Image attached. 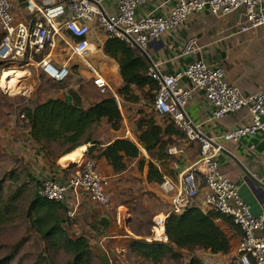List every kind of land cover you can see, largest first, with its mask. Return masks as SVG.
Instances as JSON below:
<instances>
[{"label": "built area", "instance_id": "2783aa9c", "mask_svg": "<svg viewBox=\"0 0 264 264\" xmlns=\"http://www.w3.org/2000/svg\"><path fill=\"white\" fill-rule=\"evenodd\" d=\"M155 0H118L117 9L109 12L104 0H66L58 4L38 7L41 21H18L12 0H0V61L12 65L35 66L41 74L62 82L71 72V57L82 56L91 51L88 35L91 25L96 24L105 31L108 38H118L132 48L146 52L150 41L158 39L166 32L176 29L193 13L208 11L217 18L237 14L239 32H249L264 25V0H178L168 14L149 12L137 16V8ZM65 17L58 25L57 20ZM75 39L71 45L68 61L57 65L52 61V51L56 48L55 39L62 31ZM197 38H189L182 50L183 55L199 51ZM39 56H42L39 58ZM93 85L101 94L110 90L106 78L91 67ZM149 74L157 83L154 96V109L159 115H168L185 134L187 143L198 145V160L182 171L176 179L165 176L161 187L171 195V208L156 215L153 224V239L167 241L166 220L171 213L181 214L196 202L204 183V204L232 218L242 232L238 252L240 264H264V213L256 216L240 193L239 184L223 174L217 157L228 150L223 141L238 142L247 135L264 133V89L254 94H244L239 87L230 83L226 70L202 58L191 62L186 69L168 74L161 70L160 64L153 62ZM188 81L190 87H185ZM195 90L202 91L212 106L209 120H220L227 114L240 112L248 107L252 114L251 122L236 127L221 135H211L202 123L193 119L187 112V104ZM116 97V96H115ZM118 99L119 106L121 105ZM22 124L29 123L23 114ZM25 128V127H22ZM172 146L169 154L182 152ZM110 178L97 169V161L83 156L78 166L71 170L65 183L52 177L45 178L39 194L49 200L67 204L71 192L83 189L92 199L110 205ZM75 209L67 210V217L73 218ZM158 230L161 238L156 239Z\"/></svg>", "mask_w": 264, "mask_h": 264}, {"label": "crops", "instance_id": "0c3cea01", "mask_svg": "<svg viewBox=\"0 0 264 264\" xmlns=\"http://www.w3.org/2000/svg\"><path fill=\"white\" fill-rule=\"evenodd\" d=\"M12 1L14 5L13 10L18 21H41L43 17L38 12V7L45 6L46 4L62 3L66 0ZM177 2L178 0H155L142 4L137 8V16L142 17L149 12L166 15ZM103 3L107 11L114 12L117 9L118 0H104ZM238 22L239 18L235 13L224 18H217L208 11L193 13L176 29L166 32L158 39L151 40L146 52L140 51L149 60L150 65L156 62L160 64L161 70L168 74L184 70L191 62L202 58L211 64L224 67L228 81L239 87L244 94H254L264 89V25L249 32H239ZM192 37L197 38V44L201 49L195 53L183 55V46ZM56 38L58 39V46L62 47L61 50L65 54L69 53L67 60L55 63L52 51V61L57 65H61L70 59L71 45L75 42V39L64 30ZM107 38V34L103 29L96 24L91 25L88 35L91 51L82 56H73L70 61L76 59L81 64H84L87 70L91 72V76L93 75L91 67H93L108 81L110 85L109 92H112L116 98H119L117 90L124 85V82L121 78L119 63L104 51ZM184 85L185 87L191 86L188 81H185ZM69 95L68 92L63 97L72 102L73 98L71 95L69 98ZM80 96L82 97L84 107L92 104V99H88L82 94ZM130 106L139 107V103H126L125 112H128ZM211 111L212 106L207 101L204 93L195 90L192 100L187 104V112L193 119L202 123L204 129L211 135H221L236 127L247 125L251 122L252 118L248 107L243 108L238 113L227 114L220 120L210 121ZM158 118H161V116L158 115ZM124 120L125 129L123 126V129L121 128L118 131L110 129V135L115 133L114 136L109 139L108 136L107 138L98 137V139L105 145L117 137H125L136 141L133 132L135 128L134 122L128 120L126 114ZM0 123L2 127L0 131L4 130L1 135L8 134V136L11 135L14 139L13 150H20L17 152L18 154L21 151H28L26 152L28 163L32 165L33 175L39 181L52 177L61 183H65L69 173L79 165L82 157L89 156L88 147L90 144L85 145L86 150L80 153L77 164L73 160H66L68 154L58 157L54 161L50 160L32 139L29 123L26 125L22 124L19 117L15 115H10L7 118L0 117ZM21 127H25L24 131ZM223 143L228 150L223 151L217 157L221 172L239 184V193L242 199L250 205L253 214L256 216L263 214L264 133L258 132L256 135L244 136L238 142L223 141ZM137 144L140 147L141 156L149 160L148 152L139 142ZM174 146L181 148L183 151L175 155L170 154L172 163L168 166L165 176L176 179L182 171L189 168L198 160V145L184 142ZM138 160V158L131 160L125 171L115 173L113 167L105 158L96 159L100 173L110 178L109 206L93 200L91 195L83 189L71 192L66 204L67 210L71 208L76 210V215L65 225L69 234L72 236L80 234L95 236L98 243L97 246H92L96 257H99L100 254L101 264H112L111 258L115 259L114 262L116 264H119V261L121 264H150L149 262L142 263L143 261L140 260L138 262H131L128 256L129 249L127 243L129 240L136 237L145 238L150 241L153 239L151 237L153 235H150L151 233L136 235L134 232L132 228L133 219L136 217L134 207L139 205V208L145 209L148 219L171 208V195L163 191L161 184L158 185L148 181V165H145L144 169L140 170L137 164ZM140 172L145 178L146 193H143L141 198L135 201L126 195L127 190L132 185V182L128 178L130 175L140 174ZM124 176L125 202H120L118 199L119 194L117 193L120 189H124L121 186V179ZM133 182L136 181L133 180ZM200 188L201 193L195 204L201 206L203 209H209L204 204V183H201ZM162 201L164 202L163 205H161ZM122 208H125V212L121 210ZM67 210H65L64 217L67 216ZM105 217L109 219L110 224L104 229V234L98 235L93 234V232L91 234L90 224ZM229 221L230 223L223 220L220 222L224 231L231 237L232 248L229 252L211 253L210 251L198 248L193 252L183 250V257H167L158 264H190L193 258L196 259L194 263L200 261L202 264H240L238 246L241 239V231L234 225L231 218H229ZM132 259L136 260L137 258Z\"/></svg>", "mask_w": 264, "mask_h": 264}, {"label": "trees", "instance_id": "16d2710c", "mask_svg": "<svg viewBox=\"0 0 264 264\" xmlns=\"http://www.w3.org/2000/svg\"><path fill=\"white\" fill-rule=\"evenodd\" d=\"M2 37L3 32L0 30V41ZM104 51L116 59L120 66L124 85L117 93L122 107L112 92L101 94L97 89L101 95L99 98L79 91L86 98L93 100L88 107L76 106L62 95H56L23 109V114L31 127L30 135L48 159L53 161L88 144H90L88 155L95 159L105 158L115 173L125 171L128 163L138 158L140 170L148 165V181L159 185L164 181L168 166L172 163L168 149L186 142V136L168 115H160L161 118H158L159 113L154 109L157 83L149 74L150 62L141 51L118 38H107ZM1 65L4 68L19 66L0 61V67ZM145 100L149 101L151 112L140 110L139 118L135 117L132 122L135 124L133 130L135 139L148 152L149 160L141 156L140 147L134 140L117 137L105 145L96 137L98 128L102 125L115 131L122 128L124 119L122 108L126 103L140 104ZM53 144L60 147L57 158L50 148ZM10 178L17 182L20 175L12 172ZM35 181L38 188L26 212L33 229L56 250L63 249L71 254L72 258L64 264H93L96 253L89 236L69 234L65 225L71 218L64 217L66 204L42 197L39 194L42 182ZM26 190V183L19 184L7 199L0 202V226L15 218L18 211L17 202ZM195 203L181 214L171 213L168 216L165 226L167 241H149L145 238L129 240L127 246L130 259L134 257L143 261L142 263L158 264L167 257L181 258L184 251L193 252L196 248L211 253L229 252L232 248L231 237L224 231L220 222L223 220L230 223V217L214 209H203ZM109 224L106 217L92 222L90 233L102 235ZM13 258L12 254L0 257V264H10ZM194 261L195 258L190 264H202L199 260L197 263Z\"/></svg>", "mask_w": 264, "mask_h": 264}, {"label": "rangeland", "instance_id": "374dc122", "mask_svg": "<svg viewBox=\"0 0 264 264\" xmlns=\"http://www.w3.org/2000/svg\"><path fill=\"white\" fill-rule=\"evenodd\" d=\"M64 20L65 17L58 19V25H61ZM55 43L56 49L53 50V60L55 63L64 62L67 60L69 53L65 54L63 50H61L62 47L58 46L57 38L55 39ZM18 67L19 66H11L9 68H4L2 65L0 67V81L3 71L7 69L16 68L27 72L25 76L20 78L19 83L15 86V89H18L17 91L14 89V91L8 92L1 86L0 82L1 118H7L12 114L19 115L23 112V109L26 106H35L37 103L46 101L56 95L63 96L66 93L68 94V90L72 88L77 91H81L86 95H94L96 98L101 97L96 88L92 85L91 72L87 70L84 64H81L76 59L70 61L69 67L71 68V72L68 79L63 83L54 82V80L43 76L35 66H24L22 68ZM142 109L146 112H151L149 101H142L139 104V107L130 106V108H128V112H125L124 106L122 114H124V118L126 114L128 120L133 121L135 117L139 116L140 110ZM24 124L26 125L27 123L24 122ZM122 124L125 129L124 119ZM0 128L2 127L0 126ZM21 129L24 131V128L21 127ZM3 131L4 130L0 131V202L7 199L8 195L12 191L16 190L19 184L26 183L27 190L17 202L18 211L17 214L15 213V218L12 221L0 226V257L12 254L14 258L10 264H48L51 262L54 264H64L72 258L71 254L67 253L63 249L56 250L52 247L53 245L37 234V232L33 229L31 222L26 217L29 204L34 198V192L38 188L35 181L38 180V178L33 175L32 165L28 163V156L26 155V152L28 151H21L20 154L17 153L20 150L14 151L12 147L14 139L11 135L8 136V134L4 136L1 135ZM109 131L110 129L108 127L102 125L98 128L96 137L107 138L108 136L109 139L115 134L113 133V135H110L111 133H109ZM50 148L55 157L60 153V147L56 144L51 145ZM20 156L22 157L20 158ZM75 163L77 164L78 162L75 161ZM12 172L20 175L19 181L14 182L11 180L10 177ZM121 180V186H123L124 189H120L117 194H119V201L125 202V176ZM128 180L132 182V185L130 186V189L127 190L128 192H126V195L130 199L138 201V199L141 198V195L146 193V184H144L145 178L140 172V174L130 175ZM133 180L136 182H133ZM163 203L164 202L162 201L161 205H163ZM121 210L125 212V208H122ZM134 211H136V217L133 219L132 228L134 229L136 235H147L149 233H151L150 235H153V218L155 216L148 219L147 211L145 209H141V207L139 208V205L134 207ZM151 237L153 238V236ZM140 238L141 237H136L135 239ZM89 239L91 240L90 242L93 246H97L98 241L95 236L89 235ZM132 258L134 257H131V262H138L139 260ZM111 259V263L116 264L114 262L115 259ZM118 263L121 264L120 261ZM93 264H101L100 254L99 257L94 258Z\"/></svg>", "mask_w": 264, "mask_h": 264}, {"label": "bare ground", "instance_id": "6f19581e", "mask_svg": "<svg viewBox=\"0 0 264 264\" xmlns=\"http://www.w3.org/2000/svg\"><path fill=\"white\" fill-rule=\"evenodd\" d=\"M27 74V72L21 70V69H16V68H12V69H7L5 71H3L2 75H1V86L6 89L8 92L9 91H14L15 86L19 83L20 78H22L23 76H25ZM16 91L18 89H15ZM86 150V146H82L78 149H76L75 151L69 153L66 156V160H73V161H77L78 156L81 152ZM70 162V161H69ZM125 219V218H124ZM161 238V230H158V234L156 239H160Z\"/></svg>", "mask_w": 264, "mask_h": 264}, {"label": "water", "instance_id": "95a60500", "mask_svg": "<svg viewBox=\"0 0 264 264\" xmlns=\"http://www.w3.org/2000/svg\"><path fill=\"white\" fill-rule=\"evenodd\" d=\"M68 92L73 98L72 103L76 106L82 107L83 106L82 97L80 96L78 91L72 88L69 89Z\"/></svg>", "mask_w": 264, "mask_h": 264}]
</instances>
